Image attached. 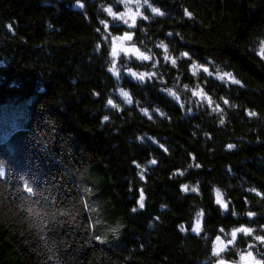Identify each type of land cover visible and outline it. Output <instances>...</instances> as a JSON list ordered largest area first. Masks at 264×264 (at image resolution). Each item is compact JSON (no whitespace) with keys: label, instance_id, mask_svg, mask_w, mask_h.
I'll use <instances>...</instances> for the list:
<instances>
[{"label":"trees","instance_id":"1","mask_svg":"<svg viewBox=\"0 0 264 264\" xmlns=\"http://www.w3.org/2000/svg\"><path fill=\"white\" fill-rule=\"evenodd\" d=\"M149 3L164 15L145 7L150 19L128 29L103 10L122 11L116 0H0V110L33 99L24 123L0 130H9L0 136V264H215L217 235L230 240L225 233L241 226L264 234V0ZM125 31L142 53L152 49L156 68L151 56H112V37ZM181 52L188 57L177 59ZM114 238L119 245H107ZM229 248V262L240 251L264 255V244L242 233Z\"/></svg>","mask_w":264,"mask_h":264},{"label":"snow or ice","instance_id":"2","mask_svg":"<svg viewBox=\"0 0 264 264\" xmlns=\"http://www.w3.org/2000/svg\"><path fill=\"white\" fill-rule=\"evenodd\" d=\"M116 3L122 4L124 6V11L123 12H117L114 11L113 8L115 7V4H113V6L111 7H105L103 10L111 17H113L114 21H123L124 24H127L130 28L131 27H135L136 26V19L137 17H141L142 19H148V17L143 16L142 12H141V7L146 6L148 9L151 5V3H149V0H116ZM130 5H136L135 10L133 11V9L131 7H129ZM81 7H83L84 5H80ZM152 12H158L160 11L157 8H151ZM184 15L186 17H188L189 19L192 18V13L188 10L185 9L184 10ZM129 21H131V23H129ZM100 23L103 25V30L107 31L109 26L108 24L102 19L100 21ZM169 36H172L173 33H168ZM177 35V33L175 34ZM132 40V34L128 31H125L123 36H113L112 37V56L115 57L119 52H123L126 55L128 53H134L135 56L143 61H147L150 59V57L148 55H145L144 53H142L139 49H137L136 47H124L123 45H121L119 48L117 47V42L118 41H131ZM165 51H168V49L166 48ZM182 57L187 58L188 57V52H182L181 53ZM257 55L260 56V58L262 60H264V40L260 41L259 44V50L257 51ZM171 62L173 64H176V60L172 59ZM193 67H196L195 64H193ZM202 67V70L204 72H208V68L207 67ZM109 71H112V68L108 69ZM131 75L133 77H138L139 79H144V76L146 75L144 74H138L136 72H132ZM151 75V74H148ZM228 76V78L231 80V83L236 84V85H241V80L236 79L235 77H233V75L231 73H227L226 74ZM222 78V77H221ZM193 96H204L203 90H198V91H193ZM122 96H128V93L126 92H122L121 93ZM130 100L131 98L128 97ZM204 99H206L208 101L209 106L212 105V100L210 97L208 96H204ZM108 105H111L113 108H116L117 106L113 103L112 99H108L107 101ZM225 104H229V100L225 99L224 100ZM217 110H219V106L217 105ZM258 114L255 111H250L249 112V116L250 117H256ZM105 120L108 119V116L104 117ZM228 149L231 150L233 148H235L236 146L234 144L229 143L227 145ZM153 165L157 164V161L155 159L151 160L150 162ZM137 167H140L137 164ZM197 168L200 167L199 164L196 165ZM179 175H183V173H178ZM143 179V177H141ZM187 186H182V190H186ZM24 191L28 192L29 194L33 193V188L31 186H29L27 183H25L24 185ZM192 192H196L197 189L196 188H192L191 189ZM250 191L255 192V194L257 196H262V193L259 191H256L255 189H250ZM217 195V204H219V206L222 209H227L228 205L226 203L221 202V200L219 199L220 193L217 191L216 192ZM144 199L143 194L141 195V201ZM140 207L143 208L144 204L141 203ZM31 211V210H29ZM133 212L136 211V209L132 210ZM37 215H39V213H37ZM60 215L64 216L67 215L66 212H61ZM203 213H197V216L200 217L202 216ZM248 215L251 217L253 216L252 212H249ZM181 232L185 231L184 227L181 226L180 228ZM113 235L116 234V232L118 231V229H112L111 230ZM193 232H196L199 235L200 232V221L199 219L196 222V227L192 229ZM219 231L221 233H225V229L224 228H220ZM238 233H242L244 235H250L253 236V238L258 241L260 244H264V234L261 235H254V230L250 227H239V228H234L231 230L230 233H225V235H230L232 237V239L230 240H225L222 239V237L220 235H217L215 238L214 243V247H213V255L215 257H217L215 264H264V255H262L260 258H257L254 255L253 251H240L238 253L239 255V261L233 260L231 262L227 261L226 258L222 255V253L226 252V251H230L231 249L229 248L230 245L234 246L235 241L237 240V235ZM101 242H103V240H101ZM255 245H249V248L255 249Z\"/></svg>","mask_w":264,"mask_h":264},{"label":"rangeland","instance_id":"3","mask_svg":"<svg viewBox=\"0 0 264 264\" xmlns=\"http://www.w3.org/2000/svg\"><path fill=\"white\" fill-rule=\"evenodd\" d=\"M129 7H131L133 9V11L135 10L136 5H130ZM146 6L141 7V11L145 8ZM124 6H123V10L120 12H123ZM151 11V10H150ZM152 13V12H151ZM110 19H112V22L117 23L118 26H124L126 28H130L127 24H124L123 21H114L113 17L109 16ZM140 17H137L136 21L139 19ZM129 23H131V21H129ZM132 28V27H131ZM123 36V35H122ZM111 45H112V39H111ZM121 45H123L124 47H133L134 45L131 43V41H118L117 42V47L119 48ZM135 47V46H134ZM123 52H119L118 54H121ZM117 54V55H118ZM132 56H134L135 58H137L135 56L134 53H128ZM138 59V58H137ZM140 60V59H139ZM32 98H26L23 99L19 102H8L1 110H0V130H3L5 128H7V126L11 123V121L14 124L17 125H21L22 123L25 122V120L27 118H29L30 115V108L32 106ZM12 128H15L16 126L12 125ZM9 132V130H7L6 132H3L2 134H0L1 138L6 137L7 133ZM199 219L200 221V230H201V226H202V217H197L195 222H194V226L193 228L196 227V222ZM215 241V239L213 240V242ZM212 242V254H213V247H214V243ZM107 245L109 246H118L119 245V240L118 239H112L111 242H109ZM239 261V260H238Z\"/></svg>","mask_w":264,"mask_h":264},{"label":"clouds","instance_id":"4","mask_svg":"<svg viewBox=\"0 0 264 264\" xmlns=\"http://www.w3.org/2000/svg\"><path fill=\"white\" fill-rule=\"evenodd\" d=\"M151 8H157V7H154V6L151 4L150 7H149V9L151 10ZM157 9H159V8H157ZM159 10H160V9H159ZM151 12H152V11H151ZM152 14H153V16H163V15H164V13H163L161 10L158 11V12H152ZM148 19H150V18L148 17ZM141 31H143V29H141ZM177 35H180V34L177 33ZM148 39H151V37H148ZM140 43L143 44L144 41H141ZM154 45H155V47H157V48L163 49V50H164V58H165V60H169V61L171 62V60H172L171 56L169 55L168 51H165V49L167 48V45L165 44V42H164L163 40H157V41H154ZM147 51H148V53H149L148 56H151V59L153 60L152 68H156L155 56H152V55H151V53H152V49H151V48H148ZM181 53H182V52H181ZM181 53L179 54V56L177 57V59H180V58L182 57ZM171 64H172V67H176V64H173L172 62H171ZM158 71H159V70H157V72H158ZM110 72L112 73L113 76H116V75H117V72H116V70H115L114 68H112V71H110ZM129 72H130V74L132 73V72H131V69H129ZM140 74H144V73L141 72ZM141 80H142V79H141ZM161 83H163V80H162V79H161ZM173 87H175V84L173 85ZM185 87H187V86H185ZM161 91L166 92V93H167V94H168L173 100H177V101L179 100V96H178L175 92L172 91V88H163V89H161ZM122 92H126V91H123V90L120 91V96L123 98L124 103H125V104H131V103H132V100H130V99L128 98L129 96H122V95H121ZM126 93H127V92H126ZM140 111H141L142 115L148 117L149 119H152V117L149 116L148 111H145L143 108H141ZM152 111H153V112H157L159 115H161V116H163L165 119H167L166 114L163 113L162 111H160L159 109L154 108V109H152ZM153 123H155V121H153ZM223 123H224V120L221 119V120H220V124L223 125ZM189 167H191V165H189ZM161 207H162V208H165L166 206H165V205H161ZM225 210H226V209H225ZM221 214H223V213H221ZM233 215H234V216L236 215V212H235V211H233ZM29 227H32V225L30 224ZM236 251L239 252V249H236Z\"/></svg>","mask_w":264,"mask_h":264},{"label":"water","instance_id":"5","mask_svg":"<svg viewBox=\"0 0 264 264\" xmlns=\"http://www.w3.org/2000/svg\"><path fill=\"white\" fill-rule=\"evenodd\" d=\"M247 218L249 219V220H252L253 218H254V215L253 216H249V215H247Z\"/></svg>","mask_w":264,"mask_h":264}]
</instances>
